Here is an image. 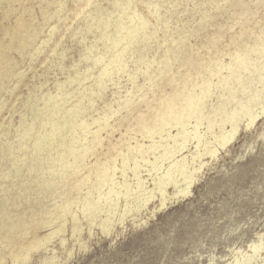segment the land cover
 Masks as SVG:
<instances>
[{"label":"rangeland","instance_id":"374dc122","mask_svg":"<svg viewBox=\"0 0 264 264\" xmlns=\"http://www.w3.org/2000/svg\"><path fill=\"white\" fill-rule=\"evenodd\" d=\"M115 1L117 0H0V254L9 252L10 245L16 240V237L10 236L2 227L6 221L11 222L14 217L23 216L24 213L39 215L47 209H52L56 203L68 199L62 197L63 190L66 193L67 189L63 184L61 186L62 178L58 174L59 177L56 175L53 178L49 175L50 172L45 170L46 179L54 181V189L46 190L36 182V178L42 176L45 165L35 159V151L33 153L32 149L34 150V142L38 138L41 120L45 115L53 109H57L62 115L69 112L76 114L75 110L79 108L81 115L78 122H91L94 118L100 119L108 115L109 125H114L126 117L131 109H135L137 112L132 119V127L137 126L141 115H148L159 105L160 100L173 95L177 89H182L183 79L185 81L186 78L197 75V70L202 68L200 63L211 62L219 57L224 58L225 63H230V53L243 50L248 45L254 46L258 35L264 31V0H130L133 7H138L136 9L140 14L148 18L147 32L144 34L146 36L142 35L144 37H140L133 46V51L128 53L130 56L125 57L127 66L124 65L119 71L115 70L111 76L105 78V85L99 86L95 78L99 77L111 54H115L114 51L108 52L105 46L107 39L104 40L106 35L101 36L103 29L99 24L102 18L110 14L113 18L117 16L114 11ZM183 43H187L189 47ZM252 57L253 60L258 59V53H252ZM136 66H139L137 73ZM162 71L164 73L160 74ZM182 73L188 76L184 77ZM244 74V86L239 85L240 87L234 89V99H228V95L227 100L222 99L217 93L207 99V117L214 116L222 103L228 108L227 111H231L237 102L246 103L253 96L252 92H264V86L257 82L258 72L250 75L249 71H244ZM150 77L154 78L153 82L149 80ZM67 81L71 82L70 85ZM68 85L71 88L66 87ZM66 92H71L67 94V98ZM49 96L54 99L49 101ZM263 98L264 94L262 99L248 103L254 110L258 109L256 120L249 124V120L243 118L233 141L219 147L216 156H202L198 160L200 167L197 169L192 168L196 141L187 144L188 147L179 156H186L189 171L193 173L189 179L169 186V197L164 203L161 202V194H156L145 203L146 196L151 195L149 189L153 187L152 176L155 175L144 172L147 183L141 193L142 199L136 202L141 210L130 212L122 221L116 220L108 232L102 231L95 224L89 226L83 222V234L78 239L73 236L69 223L62 236H66L63 245L59 243L60 236L51 240L45 239V245L33 251L28 261L14 263L12 257L8 256L5 262L46 264L47 257L55 256L61 264H264V112L261 109L264 107ZM46 101L49 102L48 108L44 106ZM204 123L196 130L197 133L205 132L208 125L206 119ZM195 125L196 121L193 120L190 129ZM98 127L99 124H92L84 131L79 127L76 129L78 144L74 147L75 154L85 155L82 148L93 143ZM107 130L101 134L106 135ZM123 131L124 127L121 131L113 133V143L120 141ZM175 131L172 129L171 132L176 135ZM210 134L206 133L212 140L213 135ZM136 135L142 140L139 134L130 133V136ZM142 142L149 144L148 140ZM131 143L135 144L134 140ZM10 149L13 150V160H19L20 170L11 166ZM98 149L100 152L106 150L97 147L96 150ZM71 158L72 156L69 157ZM93 159L91 152L86 153V162L92 163ZM167 161L164 162L163 168L167 166ZM130 167L132 166H123L118 161L113 172L117 186L125 180L130 183L137 181ZM153 171V174H156L155 170ZM188 185L191 188L189 193L180 192L183 186ZM56 188L59 191L55 194ZM86 192L85 186L69 197L72 199L80 194L83 198L86 197ZM74 211L80 215L81 206L74 207ZM71 218V214H67L66 220ZM49 228L46 226L37 230L38 236L47 234L51 230ZM15 234L18 236V233ZM9 250L11 251V248Z\"/></svg>","mask_w":264,"mask_h":264},{"label":"bare ground","instance_id":"6f19581e","mask_svg":"<svg viewBox=\"0 0 264 264\" xmlns=\"http://www.w3.org/2000/svg\"><path fill=\"white\" fill-rule=\"evenodd\" d=\"M115 2H116V6H114L115 7L114 11H116L117 16H115V18H113L114 16H111V14H110V16L102 18L100 20V24H99L101 29H103V34L101 36L103 37L106 35L105 39L104 38L103 39L104 40L107 39V41H106L107 43L105 46L107 47L108 52L114 51V53H115V54H111L112 56H110L108 61H106L107 63H105L106 64L105 67L103 65L104 68L101 71L98 70V71H100V74H99V77L95 78V79H97L99 86L105 85L104 84L106 82L105 78H108V76H111L115 70L119 71L120 69H122V67H124V65H126L125 64V59H126L125 57L128 55V53L133 51L132 48L136 44V41H138V39H141L140 37L146 36L144 34H146V32H147V27H148V23H149L147 21L148 18L146 19L142 14H140L141 12H139L136 9L138 7H136V8L133 7L132 1H130V0H117ZM146 6H149V5H146ZM159 8H160V6H159ZM101 9H103V8L101 7ZM103 13H101V15ZM151 13H153V12H151ZM149 15H150V13H149ZM163 15H165V14H163ZM92 16H94V15H92ZM91 21H92V19H91ZM167 23L168 22H166V24ZM156 25H158V23ZM155 27L156 26H154V28H153L154 30H155ZM157 29H156V31H158ZM78 32H79V30H78ZM148 32H151V31H148ZM97 34H100V33H97ZM142 35H144V36H142ZM150 35H152V34H150ZM155 39H156V37H155ZM181 39H183V38H181ZM104 40H102V41H104ZM143 40H145V39H143ZM173 40L174 39H172V42H173ZM184 40H186V39H184ZM168 41H166V42H168ZM157 42H158V39H157ZM183 44L186 45L187 43H183ZM103 45H104V43H103ZM147 46H149V45H147ZM177 46H178V44H177ZM187 46H188V44H187ZM166 48L168 49L169 47L167 46ZM178 48H180V50L182 49L181 47H178ZM214 48H216V47H214ZM144 49H142V50H144ZM174 49H176V48H174ZM207 49H209V48H207ZM105 50H106V48H105ZM141 52H143V51H141ZM170 52H167V53H170ZM255 52L258 53V57H257L258 59L253 60L252 53H255ZM164 53H165V51H164ZM172 53L173 52H171V54ZM179 53H181V52H179ZM220 53H221V51H220ZM94 54H96V53H94ZM155 55H157V54H155ZM159 55H160V52H159ZM103 56H106V55H103ZM128 56H130V55H128ZM145 56H148V55H145ZM167 56H168V54H167ZM230 56H231L230 63L229 62L225 63L223 61L224 58L223 59H221L220 57L217 58L218 56L214 57V58H217V60L215 59V60H212L211 62H207V61L204 62L203 61V64L200 63V65H202V68H200L201 71L199 69V70H197L198 72L196 73V70H195V73L197 75H194V76H197V77H194L192 75L193 77L190 76L189 78H186L185 81L183 79L182 80L183 81L182 82L183 83L182 89L175 88L178 91H175V92L173 91L174 93L171 96H169L167 93V95L169 97L168 98L166 97V99L161 98L162 100H160L159 105H157V107L154 108L152 110V112H150L148 115L145 114V115L140 116L141 119H139L137 126L132 127V119L135 118L136 112H137V110H135V109H131L130 113L126 117L122 118L121 120H118V123L117 124L115 123L114 125H109L108 120H110V118L108 115H106L105 117H102L100 119L99 118L95 119L94 117H92L94 119H92L93 121L91 120V122H88V121L78 122L79 121L78 118L81 115V110L79 108H76V110H75L76 114L69 112L68 114L62 115L57 109L51 110V112H49V114H47V115L44 114L46 117L41 120L42 122H41V126H40V131L38 134V138L34 142V150L32 149L33 153L35 151V159H37V161L39 163H41V164L43 163L45 165V169L42 170L43 173H41L42 176L40 178H36V182L39 185H42L41 187L44 189H46V188L52 189L53 188L52 185L54 184V181H50V180L46 179L45 170L47 172L49 171L50 172L49 175L53 178L58 174L62 178L61 186L63 184V187H65L67 189L66 193H64V190H63V193L61 192L62 197H65L68 199L65 202L61 201V203H59V204L56 203L52 209H47L44 213H41V214L39 213V215H36V214L28 215L27 213H24L23 216L14 217L11 222L7 223V221H6V223L4 225H2V227L5 229V231H7L9 233L10 236L16 237V240H14V243L12 245H10V247H9V249L11 248V251L8 249L9 252L5 251V252L0 254V264H8L7 261L5 262V259H7L8 256L12 257L14 263L16 261H23L22 263H24L25 261H28L29 258L31 257L30 254L33 251L41 249L42 246L45 245L43 243L45 241V239L51 240V239H54L55 237L60 236L61 242L59 241V243H61L60 245H63L66 241V238H65L66 236L65 237H62V236L65 233L66 227H67V225H69V223L72 226L73 236L77 237L78 239H79V237H81V234H83L82 233L83 232L82 231L83 230V222L85 225L88 224L89 226H92L93 224H95L96 226H99L102 231L108 232L112 228L111 226H114L113 224L115 223L116 220L122 221L123 219H125L126 216L129 215L130 212H136V211L141 210L140 205L138 207L136 202L138 200L142 199L143 196L141 193L145 190L144 185L147 183L146 178H144V176H143L144 172L149 173L150 175H155V176H152V178H153V185L152 186L153 187L151 189H149V194H151V195L146 196L145 199H147V200L145 203H147L150 200V198H152V197L154 198L156 194H161L163 196L161 202L164 203V201L167 199V197H169L167 194V191L169 190V186L177 185L181 180L189 179L190 175L193 173L192 171H189L190 168H189V164L185 158L186 156H182V157L179 156V155H181V152L184 151V149H186L188 147L187 144L189 142L196 141V144H197L196 150L194 153V157H192V159H193L192 168L197 169L200 167V163L198 160H200L202 156H207V155H209L210 157L216 156L218 153V150L220 149L219 147H223V146L227 145L228 142L233 141L236 134L238 133L237 128H239V123L242 121L243 118H247L249 120V124H252L256 120V118L258 117L259 113H258V109L254 110L253 107H250L251 105L248 106V103L250 104L251 102H254V101L256 102V100L258 101V99H262V96L264 94L263 91L262 92H260V91L259 92H257V91L252 92L253 96H251V98L249 100H247L246 103H244L245 101L240 102V103L237 102L236 107L234 109H232L231 111H227L226 110L227 107L222 103L220 105L219 109L217 108L218 106L216 107L217 109L215 111L214 116H212V117L206 116V113H205V110L207 108L206 107V105H207L206 101L211 95H213L215 93L219 94V97L222 99H224V98L226 99L227 95H228V97H227L228 99H230V98L234 99L235 98V96H234L235 90L234 89L240 87L239 85H243L244 71H246V72L249 71L250 75H252L255 72L256 73L258 72V74H256L259 77L257 82H259L260 84H262L264 86V31L261 33V35H258V38L256 39L254 46L248 45L243 50L240 49V50H237L233 54L230 53ZM94 57H96V56H94ZM155 57H153V58H155ZM100 58L102 60V57H100ZM133 58H134V56H133ZM136 58H137V56H136ZM178 58H180V57H178ZM185 58H187V57H185ZM189 58H191V57H189ZM97 59H99V58H97ZM158 60H160V59H158ZM186 60H188V59H186ZM95 61H97V60H95ZM97 62H99V60ZM134 62H136V61H134ZM196 62L197 61L195 60V63ZM161 63H163V62H161ZM183 63H185V62H183ZM163 64H165V63H163ZM95 65H93V66H95ZM182 65H184V64H182ZM185 65H186V63H185ZM187 65H188V63H187ZM191 66H192V64H191ZM136 67H137V69H135V70L137 73L139 66H136ZM90 69H91V67H90ZM123 70H125V69H123ZM83 71H85V70H83ZM88 71H89V69H88ZM126 71H127V69H126ZM193 71H190V73ZM224 71H226V73ZM72 72H70V74ZM152 72H154V71H152ZM86 73L87 72H85V74ZM122 73H123V71H122ZM162 73H164V72L162 71L160 74H162ZM76 74H77V72H76ZM138 74H139V72H138ZM154 74H158V73L154 72ZM182 74H184V73H182ZM247 75L249 76V74H247ZM90 76H91V74H90ZM96 76L97 75H95V77ZM186 76H188V75H186ZM186 76L184 74V77H186ZM85 77H86V75H84L83 78H85ZM0 78H1V76H0ZM91 78L93 80V77H91ZM131 78H132V76H131ZM146 79H147V77H146ZM153 79H154L153 77H150L149 80L153 82L154 81ZM246 79L247 78H245V80ZM132 80H133V78H132ZM83 81H84V79H83ZM134 81H136V80H134ZM144 81H146V80H144ZM90 82H91V80H90ZM69 83H71V82H68V84ZM158 83H160V82H158ZM259 83H257V85ZM64 84H62V85L64 86ZM252 84H254V83H252ZM69 85L66 87H70ZM88 85H90V84H88ZM246 85H247V83H246ZM85 86H84V88H85ZM243 86H241V87H243ZM80 87H81V85H80ZM165 87H167V86H165ZM174 87H176V86H174ZM64 88H65V86H64ZM87 89H88V87H87ZM58 90H60V87L58 88ZM84 90L81 89V91H83V92H84ZM163 90L164 89H162V91ZM240 90H243V88ZM88 91H87V93H88ZM165 92H167V91H165ZM70 93L69 92L65 93L66 98H67V94H70ZM170 93H171V91H170ZM237 93H239V92L237 91ZM53 94H56V93H53ZM63 96H65V95H63ZM84 96H86V95L84 94ZM158 96H160V95H158ZM72 97H70V98H72ZM162 97H164V96H162ZM76 98L78 99V97H76ZM42 99H44V98H42ZM52 99H54V97L49 96V101H51ZM140 99H141V97H140ZM217 99H218V97H217ZM81 100H82V98H81ZM65 101H66V99L64 100V102ZM84 101L85 100L83 99V102ZM48 103L49 102L46 101L45 105L44 104H42V105H44L45 107L48 108L49 107L47 105ZM85 104H86V102H85ZM154 105H152V106H154ZM233 105L235 106V104H233ZM77 106H75V107H77ZM90 106H92V105H90ZM210 106H211V104H210ZM58 107H59V105H58ZM109 108H108V110H109ZM230 108H232V107L230 106ZM91 109H92V107H91ZM261 109L264 112L263 106L261 107ZM59 110H61V109H59ZM107 113H109V112L107 111ZM217 113H219V115ZM205 119L208 123V125L206 126V129H205V132L204 133H200V132L197 133L196 130L199 129V126L205 124L204 123ZM193 120L196 121V125L193 126V128L191 127V129H190V126L192 125ZM100 121H102L101 124H100ZM92 124H99V127L96 131L97 134L93 140V143H91V145H89L85 148H82L85 152V155L81 156V154H78V155L75 154L74 153V147L78 144V137L75 135L76 129L79 127V128H81V130L84 131L86 128L90 127ZM122 127L125 128V131L121 132V134H123V137L120 138L119 142L113 143V140L111 139L113 137V133H115L116 131H121ZM26 128H28V127H26ZM107 128H109V130H107ZM172 129L176 130L175 131V132H177L176 135H174L171 132ZM32 130L34 131V129H32ZM104 130H107L106 135L101 134L102 131H104ZM18 131H20V130H18ZM29 133L27 134L28 136H29ZM130 133L139 134L140 138L143 141L148 140L149 144H145L144 142H142V140H140L139 137H137V135L136 136H130ZM206 133H211L213 135V139L211 140L209 137H207ZM98 134H101V135H98ZM83 135H84V132H83ZM18 136H19V134H18ZM21 136H22V134H21ZM132 140H134L135 144L131 143ZM0 145H2L1 142H0ZM27 145H25V146L27 147ZM97 147H100L102 149L106 148V150L103 152H100L99 149L96 150ZM12 151L13 150H11V155H10L12 157L11 166L14 167L15 169L20 170L21 168L18 166L19 160L18 161H16L17 159L13 160L14 154ZM88 152H91L94 156L92 163L86 162V153H88ZM70 156H72L71 159H69ZM22 157H24V156H22ZM22 159H24V158H22ZM22 159H21V161H22ZM118 161L123 166H132V167H130V169L133 171V173H135V176L137 177V181L135 183H130L129 180H125L124 182L120 183L121 184L120 186H117L118 182L115 180V176H114L113 172H115V170H116ZM165 161H167V166L165 168H163ZM41 168H43V167H41ZM41 168H38V169H41ZM38 169H37V172L39 171ZM153 170H155L156 174H153V172H154ZM15 171L19 172L17 170H15ZM85 186L87 187L86 197L84 196L82 198L80 196V194L77 197L72 198V199H71V197H69L72 193L77 192L80 189H84ZM190 189L191 188L189 185L183 186L180 189V192L189 193ZM60 190H61V188H60ZM51 191L53 192V190H51ZM58 191H59L58 188H56V191H54L55 194ZM58 194H60V192ZM76 194H78V193H76ZM73 195H75V194H73ZM76 206H77V208L81 206V214L80 215L74 211V207L76 208ZM67 214H71L72 218L70 220H66ZM55 225H57V227H55ZM46 226L50 227L49 230L50 229L51 230L47 234H44L43 236H38L37 230H39L40 228L46 227ZM15 233H18V236ZM44 236H46L47 238H45ZM60 237H59V239H60ZM46 260H47L46 264H61V262H58L59 260L56 259L55 256L52 258L47 257ZM250 260H251V258H250Z\"/></svg>","mask_w":264,"mask_h":264}]
</instances>
